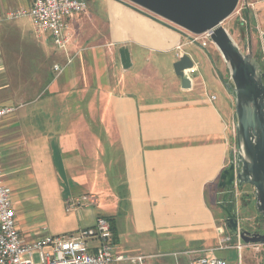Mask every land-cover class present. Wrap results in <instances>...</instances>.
<instances>
[{
  "label": "crops",
  "instance_id": "1",
  "mask_svg": "<svg viewBox=\"0 0 264 264\" xmlns=\"http://www.w3.org/2000/svg\"><path fill=\"white\" fill-rule=\"evenodd\" d=\"M33 1L0 0V17ZM97 1L101 12L86 3L69 19L72 40L64 49L37 33L30 19L0 20V108L13 109L0 123V176L23 195L39 192L29 212L24 200L13 203L21 241L76 235L103 217L114 225L116 252L142 256L144 264H190L199 257L242 264L251 245L228 232L217 205L235 118L213 58L187 44V31L143 8ZM247 2L255 46L264 35V0ZM121 48L129 50L131 68L135 57H171H147L140 70H124ZM185 54L197 73L183 89L175 73L165 79L159 71L168 64L173 70ZM165 92L170 99L159 97ZM88 194L95 205L67 211L68 200ZM101 195L110 198L106 214Z\"/></svg>",
  "mask_w": 264,
  "mask_h": 264
},
{
  "label": "water",
  "instance_id": "2",
  "mask_svg": "<svg viewBox=\"0 0 264 264\" xmlns=\"http://www.w3.org/2000/svg\"><path fill=\"white\" fill-rule=\"evenodd\" d=\"M145 11L191 33H211V42L220 51L230 73L226 90L234 99L236 115V151L230 152L229 167L221 174L217 205L225 215L228 232L246 245H264V232L241 228L236 209V190L245 186L254 189L255 208L262 217L264 231V64L252 48L243 52L231 39L223 23L233 15L240 0H125ZM261 45L264 54V35ZM120 61L124 70L132 67L127 48H121ZM194 65L188 55H181L173 64L183 89L190 79L184 74Z\"/></svg>",
  "mask_w": 264,
  "mask_h": 264
},
{
  "label": "built area",
  "instance_id": "3",
  "mask_svg": "<svg viewBox=\"0 0 264 264\" xmlns=\"http://www.w3.org/2000/svg\"><path fill=\"white\" fill-rule=\"evenodd\" d=\"M85 10V0H34L32 6L4 13L0 20L29 18L37 33L49 34L55 46L64 49L72 40L69 19L82 14ZM187 44H196L205 49L213 44L211 33L202 35L189 33ZM55 71L60 74L63 68L57 65ZM195 73L197 68L194 65L184 71L185 76L190 80ZM12 112L11 107L0 108V123ZM1 158L0 151V161ZM96 203L95 195H83L68 200L67 211L82 206H93ZM16 215L11 189L0 176V264H37L34 256L36 254L38 264H119L125 261L144 264L142 256L128 257L116 252L112 239V225L106 218H98L93 227L82 229L76 235H46L27 244L21 241ZM237 248L241 249L242 245H238ZM190 264H228V262L219 258L199 257Z\"/></svg>",
  "mask_w": 264,
  "mask_h": 264
},
{
  "label": "rangeland",
  "instance_id": "4",
  "mask_svg": "<svg viewBox=\"0 0 264 264\" xmlns=\"http://www.w3.org/2000/svg\"><path fill=\"white\" fill-rule=\"evenodd\" d=\"M124 3H128V5H132L131 3L122 0ZM85 2L87 3V7H91L92 9H94L95 11L101 12V7L98 6V1L97 0H85ZM238 7L236 9V11L233 13L232 16H230L224 23H223V27L224 29L227 30V32L229 33L231 39L234 41V43L239 47V49L243 52H246L249 50V48H252L253 54L258 61H261L262 64H264V54H263V49H262V45H261V40L258 41V44H256L255 46L254 43H252L253 41L251 40V30L254 26V24L249 21V19H246L244 16L245 10H249L250 14L252 11V7H253V3L251 2H247V0H240V2H238ZM134 6V5H133ZM90 9V8H89ZM252 15V14H251ZM250 15V17H252ZM29 19V18H27ZM262 39V38H261ZM91 42H96V40L93 41H89V43L91 44ZM187 51H190L191 48H187ZM204 51H207V53L209 55H211V57L213 58V61L215 62V66L217 67V70H219L218 72L220 73V78L223 81V84H227V83H231V79H230V73L229 70L225 64V61L220 53V51L217 49V47L215 45H209L207 48L204 49ZM135 57V56H134ZM149 58V62H154V60L157 57H162L164 59H169L170 57L169 55L167 56H160L158 54H150L147 55L146 57H139V59H137L138 57H135V64L133 66V68H131V71H137L141 69V67H145L146 66V61L145 58ZM140 60V63L138 64L137 61ZM166 62V60H165ZM150 64V63H149ZM152 66V65H150ZM171 66L168 64V68L165 71L160 70L159 74L164 77L165 79H167L170 76H174V70H171L170 68ZM151 69V68H150ZM148 68L147 71L150 70ZM161 69V68H160ZM144 71V70H143ZM168 83V81H166ZM221 91H223V88H220ZM150 98L155 97L154 94H150L149 95ZM161 99H170V93L169 92H165L164 94L159 96ZM232 97V96H231ZM232 102L234 104V99L233 97L231 98ZM76 104V103H75ZM77 106L74 105L72 108L75 109ZM77 111V108H76ZM233 118H235V122L234 124L236 125V115H235V108H234V115ZM233 151H236V138L234 137L233 139ZM23 167H21L20 169H22ZM113 178L114 183H120V179L117 175H113L111 179ZM11 189V188H10ZM36 188H32L31 192L27 191L26 195H23L22 193L16 192V190L14 191L13 189H11V197H12V201L14 202H20L24 200V209L26 212H29L30 209L32 208V206H30V202L33 199H38L39 196V192L37 193ZM236 205H230L231 208L236 209L237 212V217L239 219V225L241 228H244L245 230H248L250 232H261L263 233V229H262V217L259 215V213L257 212L256 208H255V198H254V189L251 186H245L242 190H236ZM101 199L103 201V204L101 206L100 212H102L103 214H106V212H109L107 209H104V205L107 206L108 203L110 202V198L107 200V198L104 197V195H101ZM39 198H42L41 196ZM106 201V202H105ZM18 202V204H19ZM64 210V208L62 209ZM102 210V211H101ZM52 228L55 227L56 228V224L51 225ZM44 227H46L48 230L51 231L50 229V225H44ZM236 239L239 240L238 237H236ZM240 241V240H239ZM35 256V261L38 264L39 260H38V256L37 254L34 255ZM231 260V259H230ZM232 264H238L236 261H233ZM240 264V261H239ZM242 264H264V245H251L249 246V248L247 247V249H245L243 251V261Z\"/></svg>",
  "mask_w": 264,
  "mask_h": 264
},
{
  "label": "trees",
  "instance_id": "5",
  "mask_svg": "<svg viewBox=\"0 0 264 264\" xmlns=\"http://www.w3.org/2000/svg\"><path fill=\"white\" fill-rule=\"evenodd\" d=\"M250 12H249V10H245V13H244V16H245V18L246 19H249V21L251 22V25H252V17H250ZM110 222H112L111 220H109ZM112 224V223H111ZM112 229H113V232H114V225L112 224Z\"/></svg>",
  "mask_w": 264,
  "mask_h": 264
}]
</instances>
